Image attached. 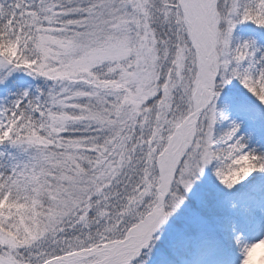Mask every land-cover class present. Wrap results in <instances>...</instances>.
<instances>
[{
	"label": "snow or ice",
	"instance_id": "obj_1",
	"mask_svg": "<svg viewBox=\"0 0 264 264\" xmlns=\"http://www.w3.org/2000/svg\"><path fill=\"white\" fill-rule=\"evenodd\" d=\"M0 264H264V0H0Z\"/></svg>",
	"mask_w": 264,
	"mask_h": 264
}]
</instances>
